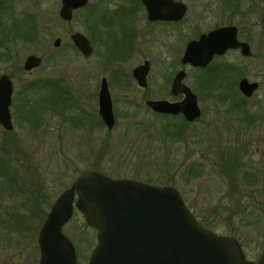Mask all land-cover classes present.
Returning <instances> with one entry per match:
<instances>
[{
    "label": "rangeland",
    "instance_id": "1",
    "mask_svg": "<svg viewBox=\"0 0 264 264\" xmlns=\"http://www.w3.org/2000/svg\"><path fill=\"white\" fill-rule=\"evenodd\" d=\"M98 1L89 0L90 7L85 12H76L70 23L58 22L59 0L22 1V11L40 13L42 19L36 24L34 41L16 39L10 43L11 59L0 64V74L15 77L18 74L22 80L19 86L24 81H53L59 88L70 90L76 101L75 106L66 105L70 116H77L83 110H96L95 82L89 77L85 83L84 66L88 73H93L97 53L85 61L71 44L69 35L85 31V17L92 42L102 38L107 51H110L108 46H117L114 40L121 39V35L117 27L111 28L113 19L107 21V26L100 21L101 17L103 20V16H108L102 13L113 6L106 3L97 11L98 6L94 5ZM183 2L188 12L180 28L182 40L194 35L190 25L193 21L197 24L196 34L211 27L234 25L239 39L249 44L250 57L230 51L213 62V70L233 66L236 75H241L234 80V88L229 87L233 81L229 77L221 83L222 87H209L204 86L201 72L189 74L187 82L198 91L201 117L187 125L182 139L163 137L162 127L178 121L153 116L145 110L144 99L149 92L141 91L135 84L114 90L115 127L108 132L97 120V124L91 125L90 133L94 136L90 141L84 138L89 129H81L80 118L72 119L75 125L70 122L67 133L61 129L52 131L47 123L35 133L31 126H23V130L15 127L13 135L17 138L6 145L2 143L0 129V160L13 170L0 176V264H38L37 232L50 206L87 166H97L112 178L172 186L202 226L218 235L236 238L248 260L256 261L264 250V25L254 19L243 24L237 20L230 23V13L216 0ZM122 24L128 34L131 29L128 15L124 16ZM170 31L174 34L172 29ZM57 37L61 38V45L54 49L52 43ZM165 46L157 42L150 48L153 61L148 88L153 96L163 95L164 85L170 83L174 74L175 54ZM29 54L42 58L41 65L31 74L21 68ZM138 61L135 59L123 67L130 70ZM241 78L259 84L250 99H245L237 88ZM37 96L38 105L62 99L46 89H38ZM164 96L168 97L165 93ZM67 97L64 101H68ZM229 160L237 162L243 172L260 173L262 181L258 177L259 185L234 183L221 168ZM191 166L201 170V175L191 178L188 174ZM85 226L82 215L75 210L62 230L74 243L77 264H86L96 245L95 230Z\"/></svg>",
    "mask_w": 264,
    "mask_h": 264
},
{
    "label": "water",
    "instance_id": "2",
    "mask_svg": "<svg viewBox=\"0 0 264 264\" xmlns=\"http://www.w3.org/2000/svg\"><path fill=\"white\" fill-rule=\"evenodd\" d=\"M152 20L181 18L186 6L173 0H140ZM87 0H62L60 17L69 21L74 10ZM73 43L83 54L90 51L88 41L79 33ZM57 45V41L55 42ZM239 50L243 57L252 55L248 43L239 40L234 25L217 28L189 42L182 63L204 68L215 56ZM42 59L30 55L23 69L38 68ZM147 64L135 71L140 86H145ZM180 72L173 83V93H183L180 103L149 101L156 113L182 115L193 122L201 115L196 96L181 83ZM259 89L257 82L238 81V90L251 97ZM12 84L0 76V126L12 129L9 105ZM99 115L105 127L115 126L110 95L105 81L99 93ZM78 211L85 224L96 231V246L87 264H264V250L256 261L248 260L238 240L218 235L203 227L188 209L180 193L172 186H156L127 178H112L102 171L85 167L52 204L41 225L37 245L38 264H77L71 241L63 226Z\"/></svg>",
    "mask_w": 264,
    "mask_h": 264
},
{
    "label": "flooded vegetation",
    "instance_id": "3",
    "mask_svg": "<svg viewBox=\"0 0 264 264\" xmlns=\"http://www.w3.org/2000/svg\"><path fill=\"white\" fill-rule=\"evenodd\" d=\"M22 1L25 2L27 0H0V64H4L7 62V60L11 59V52L8 53V49H10L11 47L10 43L12 41L16 39H23L24 41L32 42L36 38V34H35L36 24L38 20H41L42 18L39 15L40 13L37 14L36 12L30 13V12L22 11L20 7V3ZM115 1L116 3H111L114 1L99 0L94 5V7L98 6V8H96L98 11L100 6L106 5V3L107 5L113 6L112 8L105 10L103 13L101 12L103 15L106 14L108 16H103V20H101L102 19L101 17L100 21H103V25L107 26L108 25L107 21L113 19L114 22L111 23L113 25L111 28L117 27L118 30L116 31L117 33H120L121 35V39L114 40L116 41L117 46L112 44L110 47L108 46L110 51H107L106 49L107 44L104 40H102V38L98 37L95 40V42H92L90 38L88 37L89 36L88 24L85 21V17L83 18L85 31L83 32L76 31L69 35V40L71 41V44L82 55L85 61H87L89 58H91L93 55L97 53L98 61L96 60L97 66L95 67V69H92L93 73H88L87 72L88 69L84 66L85 83L87 84L89 77L91 78V80L95 82V85L93 87L94 89L93 94L96 98V105H97L96 110L91 111V112L83 110L77 116H70L66 105L68 106L70 104H73L75 106L76 101L74 97L72 96L70 90L67 91V90H64L63 88L62 89L59 88L58 83L54 84L53 81L49 82V85L46 91H50L53 95L57 94L59 96H62V99H57V100L52 99V100H49V102H47L43 98L42 102L46 101L47 104L38 105V102L40 101V99L38 98L39 96H37V90L39 88H35L37 86V82H25L24 81V84L22 82V84L19 86L18 83L22 80L18 74L15 77L12 74L2 73L0 74V76L7 75L12 84V93H11V99H10V105H9V113H10L12 129L6 130L0 126V129L2 131V143L6 145L9 142L17 138L15 135H13L15 133L14 132L15 127L19 130H23L25 129L23 126H31L33 129V132L35 133V131L37 132L39 129H42L43 127L47 126V128H49L52 131H54V129H61V130H65L64 132L67 133L66 130L67 128L70 127V122L71 124L75 125L72 122V119L74 118H80L82 122L81 129L83 130L89 129L87 135H85L84 138L86 140L89 139L90 141L91 138H93L94 136L92 135L93 133H90V129L92 128L91 127L92 123L97 124V120H98L99 124L105 127L102 121V118L99 115V93H100L102 83L104 81L106 83V86H107V89L110 95L113 114H114V103L112 100V93L114 92V90L116 88L120 89L122 86H126L129 84L131 86H134L135 84L141 91L149 92L148 95L144 99L143 105L145 107V110L149 111L150 113L152 114L154 113L159 116H167V117L172 116V117L181 118L187 123V125L194 124L198 119H200L201 115L195 121L189 122V121H186L184 117L180 114L174 116V115L156 113L147 105V102L149 101H166L169 103L183 102L185 99V95L183 93H179V94L173 93L174 80L180 72H183L184 77L182 78L181 83L184 86L188 87L190 92L196 96L197 104L199 107V97L197 93L198 91L193 89L192 86H190V84L187 82V78L189 77V74L193 72H195L196 74L200 72L203 73L207 71V69L212 68L213 62H215L216 59H221L230 51L239 52V50H228L224 55L215 56L213 60L204 68L193 67L189 64L184 65L182 63L183 54L189 42L193 40H197L202 34H206L212 30H215L217 28L224 27V26L211 27L210 29H207L201 33L196 34L195 31L197 30V24L191 21L190 23L191 30H192V33L194 32V35L190 39L182 40L180 28L184 24L183 22L187 20V12H188V8L184 4L183 0H173L175 3L184 4L186 6V10H185L184 15L181 18L172 20V21L150 19L147 15V11L143 3L140 0H115ZM88 7H90L89 0H87L86 4L83 7L74 10L72 13V18L69 21H66L60 17V11L62 8V0H59V9H58V14H57L58 22L70 23L76 12L78 11L85 12V10ZM125 15H128L130 19L131 29L128 34L125 33V30L122 26L123 25L122 22H123ZM170 29L174 31V34H171ZM76 33H79L88 41V45L90 48V51L88 54L81 53L78 50V48L75 46V44L73 43L72 36ZM167 35H169L168 38H167ZM56 41H57V45H55ZM183 41H185L184 46H183ZM157 42H160L161 44L166 45L167 48L172 50L173 53L175 54V57L172 59V66L174 68V71H173L174 74L170 80V83L167 82L166 85H164L165 86L164 93L167 94L168 97L164 96V93L163 95L153 96L150 94V91L148 88V81L152 74L151 69H152V61H153V58H150L151 57L150 48L152 46V43H157ZM60 45H61V38L59 37L55 38L52 43L53 48L57 49L60 47ZM99 50H101V52ZM30 55H34V54L27 55L25 59L23 60V63L21 66L23 72L27 74H31V71L34 70L32 69L31 71H25L23 69L24 62L27 59V57H29ZM132 56H135V57L132 58ZM135 59L139 61H138V64L134 66L132 69L127 70L125 69V67H123V65L128 64L129 62ZM165 62L167 61L163 60V63ZM145 64H147V73L145 75V86L142 87L139 85L137 77L135 76L134 73L137 68ZM253 95L251 97H253ZM66 97L68 101H64ZM243 97L245 99L251 98V97H245V96ZM114 118H115V115H114ZM45 123H47L46 126H45ZM115 123H116V118H115ZM105 129L108 132L113 130V128L111 130H108L106 127ZM94 139L96 138L94 137ZM10 172H13V170H10ZM256 174L258 176L260 175V173L258 172ZM63 234L66 237L69 236L65 233ZM37 236H38V232H37ZM84 236H86V234ZM67 238L69 239V237ZM69 240L72 242L71 239ZM95 240H96V233H95ZM72 244L74 247L73 242ZM93 249L94 248H92V250ZM74 250H75V247H74Z\"/></svg>",
    "mask_w": 264,
    "mask_h": 264
},
{
    "label": "trees",
    "instance_id": "4",
    "mask_svg": "<svg viewBox=\"0 0 264 264\" xmlns=\"http://www.w3.org/2000/svg\"><path fill=\"white\" fill-rule=\"evenodd\" d=\"M216 1L219 3V5L222 6L224 10L230 13V23L237 20L243 24L246 20L251 21L252 19H254L255 21L259 20L261 24L264 25V0H216ZM202 74H203L202 79L204 82V86H209V87H222L221 83L224 80H226V78L229 77V79L230 78L233 79V81H231V86H229L231 89H233L235 86L234 80H237L241 76V75H236V70L233 66H227V65L221 68L215 67V70H213L212 68L207 69V71L203 72ZM48 85H49L48 81L37 82V86L35 88L47 89ZM237 88H238V84H237ZM243 103L244 101H242V103L239 104L242 106ZM152 115L160 118L166 117L178 121L176 123L174 122L173 124H167L165 127H162L161 130L163 137L167 136V138L182 139L185 132L187 131L186 130L187 123L181 118L172 117V116L171 117L159 116L154 113ZM236 163L237 162H234L232 160L224 162V164L221 166L224 175L229 176V178H231V180L234 183L236 181H241L244 182L246 185H254V184L259 185L260 181L258 180V177H261V175L259 176L255 175L254 172L252 173L251 171L243 172L242 167H240ZM94 168L100 170L97 166H95ZM10 169L11 168L9 165H6V163L0 160V176L5 175V173ZM188 174L190 175L191 178H196L198 175H201V170H196L193 166H191L188 170ZM261 181H262V177H261ZM1 193H2V189H1ZM0 202H1L0 203V230H1L2 229V198H0ZM8 221L9 223L11 222V220ZM7 228H9V224L7 225ZM205 228L210 230L209 227H205ZM6 238L8 239V237Z\"/></svg>",
    "mask_w": 264,
    "mask_h": 264
}]
</instances>
